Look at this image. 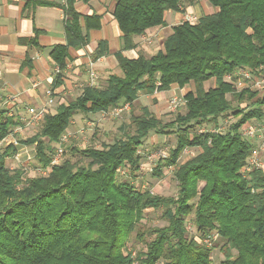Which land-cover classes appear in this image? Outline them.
Listing matches in <instances>:
<instances>
[{"label":"trees","instance_id":"trees-1","mask_svg":"<svg viewBox=\"0 0 264 264\" xmlns=\"http://www.w3.org/2000/svg\"><path fill=\"white\" fill-rule=\"evenodd\" d=\"M114 1L112 16L122 32V49L134 47L133 37L147 28L163 25L166 10L181 11L197 3ZM206 1L214 12L173 26L162 49L150 56L126 58L116 52L121 74L108 75L103 86H84L54 113L46 112L36 133L19 141L35 144L40 168L51 165L47 173L22 165L9 169L5 159L17 146L0 144V264H212L213 248L188 236L187 225L199 236L216 232L222 238L223 259L218 264H264V170H242L255 144L241 132L246 123L264 116V97L249 87L237 91L224 79L236 69L259 72L264 66V0ZM75 3L26 0L23 7L62 8L65 39L49 50L58 67L53 86L61 83L68 49L84 47L89 30L101 25L99 15H82ZM40 32L34 28L33 36L19 37L18 42L40 47ZM107 53L106 40H100L92 58ZM30 62L26 55L22 64ZM211 78L215 85L205 88ZM190 82L193 89L184 96L185 110L172 120L162 122L142 106L139 114L131 113L127 126L120 127L122 137L101 148L67 146L69 153L63 151L61 161L51 164L54 144L76 112H105L120 102L134 108L139 93ZM228 114L238 119L226 131H196ZM18 125L21 119L0 107V142ZM150 131L175 135V146L153 170L161 176L163 166L174 167V196L141 190L117 177L118 168L127 165L135 176L138 148ZM191 147L200 150L178 163L182 151ZM148 208L160 210L165 224L143 223ZM132 233L144 247H128Z\"/></svg>","mask_w":264,"mask_h":264},{"label":"crops","instance_id":"crops-1","mask_svg":"<svg viewBox=\"0 0 264 264\" xmlns=\"http://www.w3.org/2000/svg\"><path fill=\"white\" fill-rule=\"evenodd\" d=\"M25 1L0 0V95L5 97V100L12 99L7 101V105L13 106V110L14 108L24 107L15 113L21 120L23 115L28 116L27 105L40 106L47 100L48 90L51 91L53 96H78L82 89L77 94L74 93V90L77 91L78 82H84V86L88 85L86 71L90 63H92L97 75L95 86H103L108 75L121 74L115 57L116 52L120 51L126 58H136L139 53L150 56L158 49H162L165 38L172 32L173 26L183 21L185 12L198 19L202 14L212 13L216 10L206 0H197L196 4L186 6L181 11L166 10L163 25L147 28L143 34L133 37L134 47L122 49V32L112 16L115 1L90 0L84 3L76 0L75 9L82 15H99L101 25L98 29L89 30V42L84 47L68 49L67 65L63 71L61 83L53 86L57 65L52 62L49 50L52 45L64 42L63 11L59 6H37L34 9L26 8L23 10ZM50 1L64 3V0ZM34 28L41 31L37 37L40 47L20 44L18 38L33 36ZM100 40H106L108 53L94 60L92 54ZM26 55L30 56V64H22ZM206 82L204 83L205 88L215 85L213 78ZM210 82L212 83L210 84ZM192 89V82L184 87L172 84L165 91L155 89L152 94L139 93L133 104L139 110L142 106H147L150 109L149 103L142 100L150 98L151 102L161 100L163 103L164 99L167 98L166 96L170 95L180 96V99H184L186 92ZM67 102L60 101L58 104ZM9 114H11L10 111ZM20 134L21 131L17 135ZM16 138V142L9 137L5 139V145L13 144L17 146L16 152L10 157L15 156L17 164L24 167L29 168L31 165L33 170H43L44 168H40L36 158L35 144H22ZM60 141L56 143L58 145H54L58 147Z\"/></svg>","mask_w":264,"mask_h":264},{"label":"rangeland","instance_id":"rangeland-1","mask_svg":"<svg viewBox=\"0 0 264 264\" xmlns=\"http://www.w3.org/2000/svg\"><path fill=\"white\" fill-rule=\"evenodd\" d=\"M212 7V6H211ZM154 52V51H153ZM1 72V71H0ZM86 75L88 77V71H86ZM1 76V74H0ZM88 82V81H87ZM212 82H210L211 84ZM77 85V83H76ZM85 85L84 82H78L77 91L74 90V93L77 94L80 92L82 87ZM207 85V82H206ZM191 88V87H190ZM77 96V95H76ZM67 97L65 95H59V96H53L51 93L50 98L52 99V102L46 105L47 112H54L55 107L58 105V102L60 101H69L71 98L74 97ZM167 98L164 99L163 103L161 100H155V102H151L150 98L145 101L146 103H149L150 110L153 114L158 116L162 122H168L172 120L176 113L180 112L183 113L185 108L184 105H178L176 108H173L172 98L176 97L179 102L180 96H166ZM229 97V95H227ZM48 98V97H47ZM12 99L5 100V97L0 95V107L6 108L8 112L10 111L11 114L15 115L16 111H20L21 108L24 107H18L12 109L13 106H8L7 101H11ZM124 102H120L119 105L121 106ZM164 104V105H163ZM235 104V103H234ZM163 105V106H162ZM29 107L28 105L26 106ZM130 106V109L128 111H122L117 116L110 115V110L105 112H99V113H83V112H76V114L72 117V120L66 129V131L63 134V138H61L60 146L63 149V151L66 150L68 152L67 146H76L79 149H82L87 146H93L96 148H101L102 144H107L113 141L114 138L122 137V130L120 127L124 124L127 126V123H130V115L131 113L139 114L141 110L136 108V105ZM114 108V107H113ZM28 115V113H27ZM25 117V118H23ZM22 117V125H21V134L17 135L18 133H15L14 136L17 137L16 139L21 140L27 137H30L34 133L38 131L39 128V122L36 123H27L28 122V116L26 117L23 115ZM238 119V117H235L233 114H228L227 116L219 117L216 124L213 123H207L203 124L199 127H196L197 132L206 131V130H214L218 129L220 131H226L229 127V125L233 122H235ZM127 128V127H126ZM131 131L133 130V125L131 126ZM5 139H3V142H0L1 146L4 147L5 145ZM58 145V144H56ZM175 146V135L174 134H160L154 131H150L148 136L144 139L143 144L138 148V154L140 155V165L137 172H135V176H131L130 170H128V165L123 169L125 173L123 172H117V177L119 179H129L133 182V184L139 188V189H147L150 190L153 193L165 195V196H174L177 192V186H176V180L173 176V171L169 167H162V173L161 176L154 175L153 170L157 167V161L158 159L162 158V156H168L169 151L171 148ZM189 152L182 151L178 163H181L182 161H185V159L192 157L195 155L200 149L198 147H191L187 148ZM63 155L60 157V161L63 158ZM263 157V158H262ZM260 157L261 161L264 164V155ZM72 160L74 161L76 156H71ZM5 164L9 169H13L17 167L20 164H17V161L15 160V156L7 157L5 159ZM28 169L33 170V167L31 165ZM29 171V170H27ZM36 172V171H35ZM30 173H34V171H29ZM160 210H152L151 208H148L144 212V221L143 223H147L148 225H163L165 224V221L161 220L159 218ZM188 226V225H187ZM189 230V233H187L188 236H193V227L191 226ZM223 244L222 238L217 237L215 241L212 243L213 251L211 253L212 258V264H218L220 260L223 259V254L220 251V247ZM144 245L140 243L136 237L135 233H132L130 236V241L128 242V247H132L134 249L142 248ZM233 253H235L234 250H232ZM136 264V263H134ZM161 264V263H158Z\"/></svg>","mask_w":264,"mask_h":264},{"label":"built area","instance_id":"built-area-1","mask_svg":"<svg viewBox=\"0 0 264 264\" xmlns=\"http://www.w3.org/2000/svg\"><path fill=\"white\" fill-rule=\"evenodd\" d=\"M183 21H187L190 23L195 22L197 19L190 13L185 12L183 14ZM88 71V85L95 86L97 82V75L92 67V63L89 64V67L87 69ZM55 72H58V67L55 68ZM1 74V72H0ZM225 81L230 82L233 84V86L236 88V90H241L244 87H249L251 90L257 92V96L264 97V66L260 67L259 72H253L250 69H236L232 73H227L224 76ZM47 100L40 106H29L27 107V113H28V122L27 123H36L39 122L44 114L47 112L46 105L52 102L51 91H47ZM177 98H172V104L173 108H176L178 105H184L185 100L179 99V102L176 101ZM130 109L129 102H124L121 106H115L110 110V115L117 116L122 111H128ZM21 129V125L15 126L11 132L6 136V138H12L15 141V133H19ZM211 131H220L218 129H214ZM242 135L252 141L255 144V147L251 150L249 156L247 157L246 164L242 167L243 171H249L252 169V167H257L264 170V164L261 161V156L264 154V116L262 119L253 120L249 123H246L242 129H241ZM5 138V139H6ZM63 138V137H62ZM15 144V143H14ZM184 152H189L187 148L183 150ZM63 149L59 145L56 147L54 155L51 159V164H57L60 161V157L62 155ZM165 157V156H162ZM27 167V166H25ZM28 168V167H27ZM172 171L174 168L173 166L169 167ZM51 169V165L47 166L43 170H39L41 173H47ZM124 168L119 167L118 172H123ZM190 228V226H187V229ZM190 230V229H188ZM194 239H196L198 242H202L207 246H212L213 241L216 240L218 237V234L216 232H212L210 234L199 236L198 234L193 233Z\"/></svg>","mask_w":264,"mask_h":264}]
</instances>
